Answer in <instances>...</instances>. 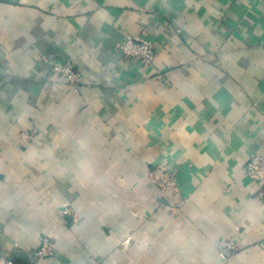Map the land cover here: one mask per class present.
I'll return each instance as SVG.
<instances>
[{
    "label": "crops",
    "instance_id": "0c3cea01",
    "mask_svg": "<svg viewBox=\"0 0 264 264\" xmlns=\"http://www.w3.org/2000/svg\"><path fill=\"white\" fill-rule=\"evenodd\" d=\"M136 38L153 63L126 54ZM255 154L263 0H0V256L264 264ZM164 160L176 191L149 177Z\"/></svg>",
    "mask_w": 264,
    "mask_h": 264
},
{
    "label": "built area",
    "instance_id": "2783aa9c",
    "mask_svg": "<svg viewBox=\"0 0 264 264\" xmlns=\"http://www.w3.org/2000/svg\"><path fill=\"white\" fill-rule=\"evenodd\" d=\"M125 52L128 56L134 57L146 65L153 63L156 58L153 42L145 38H136L134 41L129 42L125 47ZM54 70L58 72L63 77L64 81L71 86H76V84L81 79L79 73L69 62L62 65L55 64ZM245 170L251 180L256 182H264V155H252L246 164ZM149 177L161 192L177 190L176 171L169 167L166 160L157 164L150 172ZM65 212L68 213L69 210L66 209ZM52 246V241L50 239L43 238L42 246L38 250L37 255L46 256L51 254ZM226 249H236L235 241H228L226 243ZM0 264L14 263L9 257L0 256Z\"/></svg>",
    "mask_w": 264,
    "mask_h": 264
},
{
    "label": "water",
    "instance_id": "95a60500",
    "mask_svg": "<svg viewBox=\"0 0 264 264\" xmlns=\"http://www.w3.org/2000/svg\"><path fill=\"white\" fill-rule=\"evenodd\" d=\"M10 259L14 264H33L29 256L26 254H16L10 257Z\"/></svg>",
    "mask_w": 264,
    "mask_h": 264
}]
</instances>
